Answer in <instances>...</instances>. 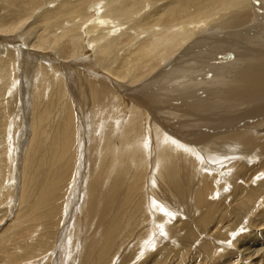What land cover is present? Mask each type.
<instances>
[{
  "label": "bare ground",
  "instance_id": "6f19581e",
  "mask_svg": "<svg viewBox=\"0 0 264 264\" xmlns=\"http://www.w3.org/2000/svg\"><path fill=\"white\" fill-rule=\"evenodd\" d=\"M0 11V98L7 97L5 105H10L14 95L6 87L17 79L22 53L25 69L33 57L32 76L37 78L32 91L35 110L29 117L32 134L21 173L23 201L34 185L40 209L62 199L54 195L56 179L29 180L24 192V177L30 161L47 162L41 160V150L49 157L48 171L58 164L65 167V162L70 166L76 125L63 87L66 63L94 54L85 66L99 72L102 81L92 79L87 70L77 71V87L87 101L83 115L94 131L102 113L105 119L108 113L104 98L108 102L117 94L109 87L121 86L116 85L115 106L122 110L109 112L101 160L88 172L84 213L86 219L96 216L95 229H100L85 237L80 264H114L128 243L145 252L154 238L152 211L156 226L178 240V252L191 258L190 264H229L232 258L215 257L225 253L228 244L237 254L233 264H264V248L254 244L258 241L238 235L252 227L257 239L264 237V0H0ZM84 45L89 56L83 53ZM169 91L174 96H166ZM115 138L117 149L111 150ZM252 160L259 162L248 166ZM226 171L232 174L223 183L232 190L214 200L215 184ZM2 176L6 185L0 183V190L10 182ZM163 209L169 213L162 214ZM178 213L184 219L169 225L171 214ZM230 218L234 224H228ZM201 236L205 240L192 251ZM9 250L14 257L8 262L18 263L21 250ZM167 250L175 252L168 244L161 249ZM23 252L37 258L28 247ZM161 254H147L142 263L159 264Z\"/></svg>",
  "mask_w": 264,
  "mask_h": 264
},
{
  "label": "rangeland",
  "instance_id": "374dc122",
  "mask_svg": "<svg viewBox=\"0 0 264 264\" xmlns=\"http://www.w3.org/2000/svg\"><path fill=\"white\" fill-rule=\"evenodd\" d=\"M10 1L13 2V0H10ZM27 1H29V0H27ZM51 6H53V5H51ZM43 8H44V6L42 7V9ZM42 9L40 8V9L36 10V14L41 12ZM0 12H2V11H0ZM15 41H17V38ZM18 41H20V40H18ZM85 48L86 49H84L83 53H85L89 56L90 53L87 52L89 47L85 46ZM91 54H90V57L88 59H85V61L83 60L84 57L82 58V56H81L79 58L74 59V62L73 61L67 62L66 63L67 67H64L63 72H62L63 87H64L65 95L68 98H70L69 102L72 103L74 120H75V125H76L75 126L76 134H75V138H74V144L72 145V155L73 156H71L72 159L69 163L70 166H67L68 163L65 162V167H63L62 165L60 166L58 164L55 169H51L50 171H48L47 164H48V160H49L48 158L49 157H48V155H46V152L44 150H41L40 151V158H41V160H47V162L43 161L40 165L39 160H32V161H30L32 163L28 164V168L26 167L27 171H26V175L24 177V179H26V180H24V183H25L24 184V187H25L24 192L26 190H28V187L30 185L29 180L32 181V179H36V180L40 181L42 179V182H43V181H46V179H49V180L53 179V178L56 179V184L57 185L59 184V185L58 186L56 185L57 191L54 195H55V197L58 196L59 199L60 198H62V199H60V201L58 200L54 207L50 203V205H48L47 207L43 206L40 209V203H39L40 199L37 195V193L39 191V189H37L38 185H34V187L33 188L31 187V189H30L32 191L25 193V200L24 201L21 199V193H20L22 188H23V175L21 174L23 171L22 170L23 169V162L25 159V153L27 150V146L29 145V140H30L31 134H32L31 126H30V119L31 118H29V117H32V114L35 110V105H34L32 95H33V92L35 91V84H36L37 78H34L32 76L33 75L32 71L34 72V69H35V62L33 60V57L28 58L29 66L27 65L28 67L25 69L24 63H25L26 58H25V54L22 53V59L19 60V61H21V63L19 62L16 65L17 66L16 69H18V71H19L18 75H17V79H14V81L12 80L9 83V87L8 86L6 87L7 88L6 91H9L10 93H12L11 97L14 95L10 100V102H11L10 105H8V106H7V104L5 105V103L7 101V99H6L7 97H5V98L1 97L0 98V115L2 114V116L0 117V140L4 139V142H5V143L3 142L4 143L3 145H5V146H3L2 144L0 145V158H1L0 159V173L3 171V176H5V179L8 176L9 177L8 179L10 180L9 185H8L9 189H8V187H5L4 190H0V235H3L0 237V264H10V262H8L9 259L14 257V255L11 254V251L9 250L11 246H13L16 249H20L22 252V253H20V254L18 253V255H16V259L19 260V262L16 264H40V263H42V264H80V262H81V259L83 257V255H82L83 243H85L83 241L88 242L85 237H87V235L89 234L90 231L94 232L95 225L97 224V223H95L96 218H97L96 216H94L93 218L90 217V218L86 219V216L84 213V208H83V206L86 204V196H85L86 190H87L86 185L88 184V181L90 178L88 172L90 170V166L92 168H94L96 163L98 165L99 160H101V153H102V149H103L102 146L104 144L103 138L106 134L105 130L107 128V125H108L110 119L112 118V115H109V117H107L109 112L112 113L114 110L113 108H115V107L117 109H120V111L122 110V108H120L119 106H115V98L117 97V95H119L117 92V89H118V87L121 88V86L119 85V83L112 84L114 86H110L109 88L112 91H114L113 95H115L116 93L117 94H116V96H114V98L112 97L108 102L106 101L105 98L103 100L106 103L105 105L108 108V113L106 115V119L103 116L104 113H102L103 118L101 120H99L97 122V124H95V126L97 128H95V126L93 127L96 130L94 131V129H90L92 127L91 120L89 121V118H87L88 115H83V109H85V106L87 105V101L85 100L86 96L84 97L83 90L81 91L77 87L79 85L77 71L87 70L88 73H90L89 75L91 76L92 79H94L98 82L102 81V78L100 79L101 75H99V72H98V74H95L93 71L92 72L89 71V69H91V66L90 67L85 66L86 63H88V62H89L88 65L91 64V60L93 59V55H94L93 53H91ZM81 60H83L82 63H80V64L76 63V62H80ZM30 64H32L34 66H31ZM81 64H83V65H81ZM188 65H190V64H188ZM32 67H34V68H32ZM159 70L161 71L162 69L159 68ZM97 79H99V80H97ZM200 79L201 78H199L197 80H200ZM34 80H36V81H34ZM73 82H74V84H73ZM179 83H181V82H177V84H179ZM175 84L176 83H173V85H175ZM39 90H40V88H39ZM13 93H15V94H13ZM165 95L166 96H174V94H172V92H170V91L167 92ZM175 95L180 96L179 94H175ZM36 98H40V96L36 97ZM112 99H114V100L112 101ZM84 101H85V103H84ZM110 103H111V105H110ZM39 104H40V101L38 100V107H39ZM84 104H85V106H84ZM109 107H110V109H109ZM104 109H105V107H104ZM165 117H167V116H165ZM175 118H176L177 123H179V122H180L179 124L183 123L182 119H178L177 117H175ZM166 124L170 125L172 123H166ZM89 130H92V131H90V134L91 133L93 134V135L91 134L92 137L94 136L93 138L90 136V134H88ZM11 131H13V132H11ZM115 134H116V138H117V135L119 134V132L116 130V128H115ZM262 135L264 137V132ZM5 139L8 142H6ZM91 139H93L94 142L91 141ZM115 139L111 144V150L117 149V144H116L117 139L116 140ZM41 152H42V154H41ZM258 162H259V160H252V161L248 162V166L256 165V164H258ZM221 170H223V169H221ZM64 171H66V172H64ZM210 174H214V173L211 172ZM230 174H232V172H228V171L224 172L220 181H217V184H215V185H217L216 189H217L218 194H217V196H213L214 200L221 199V198L227 196L231 192L232 189H231L229 183H227V181L225 183H223L224 179L230 178V176H231ZM1 176H2V174L0 175V177ZM69 177H70V179H69ZM260 180H261V178L258 179V181H260ZM104 181H105V184L109 182L107 177H105ZM2 182L3 181L0 179V183L5 186L6 182H5V184ZM256 182H253V184H254L253 186H255ZM32 183H35V181L33 180ZM64 184L67 186H65ZM221 185H223V188L218 190V187ZM0 189H1V187H0ZM68 189H70V190H68ZM3 194L6 197H3L2 196ZM229 200H231V197L229 198ZM19 204H21V205H19ZM55 207H57V208L55 209ZM31 210L36 213L35 216L31 215L32 214L30 212ZM40 210H42V212H44V213L40 212ZM50 210H55V211L53 214H51V215L48 214L45 216V213L50 212ZM176 211H178V210H176ZM176 211H174V213H176ZM79 212H80V214H79ZM162 212H163L162 214L169 213L168 211H166L164 209L162 210ZM172 212H173V210H172ZM178 214H175L176 217L174 214H171V216L169 218V222H168V223H170L169 225L176 224L177 219L183 218V216L181 218V215L180 214L178 215ZM149 216H151V214H149ZM152 216H153L154 220L152 219L153 220L152 221L150 219L151 221L149 222L150 224H152V226L149 224V227L151 226L154 229V235H153L154 238H153L152 242L150 243L151 247L146 248L145 250H142V251L146 252V253L143 252L142 254H140L141 252H138L139 247H137L138 249L136 248L135 250L140 255H136V251L132 248L133 245L128 246L129 245V243H128L126 245V247L123 248L124 250L121 249L119 251L120 253H117V257L114 260V264H126V263L127 264H141L142 260H144V258H146L148 255H151L152 253H154L156 251L157 252L159 251L160 253L162 252L161 255H163V256H161L162 258L160 257L161 260L160 259L158 260L159 264H161V263H163V264L164 263L165 264H178V263L179 264H190V262L188 260H190L191 258H189V257H187V259L183 258L179 254L178 251H179L181 246L178 245L179 244L178 240L177 239H170L169 237H167V235L164 233L165 231L162 232L159 229V227L156 226V222H155L156 216H155V212H153V211H152ZM110 218L113 219L112 216ZM83 220H84V222H82ZM51 222H53V223H51ZM231 222L234 224L233 219L229 220L228 224H232ZM244 222L247 223L246 220H244L243 223ZM11 223H12V225H11ZM86 224L89 225V227H91V226L92 227L94 226V227L92 228V230H90V228ZM50 226L53 228L50 229ZM14 228H16V229H14ZM157 228L159 230L156 232ZM99 229L100 228H97L95 230L98 231ZM149 229L151 230V228H149ZM243 230H242L243 232L241 231L240 233H238V235L245 236L247 234L246 235L247 239L249 237L251 238V239L249 238L248 240H253V242L258 241V242L254 243V244L259 243L256 248H261V247L264 248V244L260 245V243L264 242V237L261 238V236L260 237L258 236V239H259L258 240L256 237V234H255V231L252 227H246ZM11 232H12L11 237H14V235H19L18 239L12 240L11 237L9 238V236L11 235L10 234ZM47 234L50 236L48 238L44 239V235H47ZM76 235H77V237H76ZM148 235H152V232H151V234H148ZM203 238L204 237L201 236V238L198 239V242L196 241L191 246L192 251H194V250L196 251L197 249H199V247L201 246L200 244L202 243V240L203 241L205 240ZM6 239H8V240H6ZM32 240H33V242H31ZM39 240H40V242H39ZM174 240H175V242H174ZM244 242L247 243L246 241H244ZM79 244L81 245V247ZM167 244H168L169 248L170 247L174 248L175 252L171 253V250H167L165 252L161 251V249H163L165 247V245H167ZM7 245H9V246H7ZM228 246H227V249L225 250L226 251L225 253H224V251L223 252L219 251L220 255L217 252L218 254L216 253L215 257L216 258H224L225 260L227 258H232L231 262L228 261L226 263L233 264L234 263L233 259H237V254L235 253V250H234L235 247H233L229 244H228ZM27 247L29 250L32 249L33 251L37 252V253L34 252L35 255L33 256L34 258L35 257H37V258H35V259L27 258V256H30V255L28 254V252H26V253L23 252V250ZM113 250H114L113 255H115V253H116L115 247L113 248ZM131 251H132V253H131ZM134 251H135V253H133ZM71 253H73V254H71ZM6 256H8V257H6ZM165 259H166V261H165ZM176 261H177V263H176ZM217 261L218 260L216 259L215 262H217ZM43 262H46V263H43ZM239 262H241V261H238L237 263H239ZM210 263L211 262L208 261V264H210ZM156 264H158V263L156 262ZM195 264H198V263H195ZM245 264H247V263H245Z\"/></svg>",
  "mask_w": 264,
  "mask_h": 264
}]
</instances>
